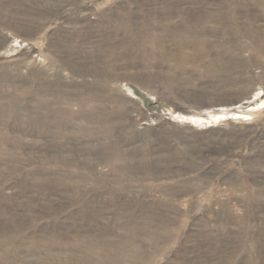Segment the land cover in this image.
I'll use <instances>...</instances> for the list:
<instances>
[{"label": "rangeland", "instance_id": "374dc122", "mask_svg": "<svg viewBox=\"0 0 264 264\" xmlns=\"http://www.w3.org/2000/svg\"><path fill=\"white\" fill-rule=\"evenodd\" d=\"M263 100L264 0H0V264H264Z\"/></svg>", "mask_w": 264, "mask_h": 264}, {"label": "bare ground", "instance_id": "6f19581e", "mask_svg": "<svg viewBox=\"0 0 264 264\" xmlns=\"http://www.w3.org/2000/svg\"><path fill=\"white\" fill-rule=\"evenodd\" d=\"M257 104H258V102H257ZM257 107V106H256ZM260 107H264V100L260 103V104H258V108H260ZM254 109V108H253Z\"/></svg>", "mask_w": 264, "mask_h": 264}]
</instances>
